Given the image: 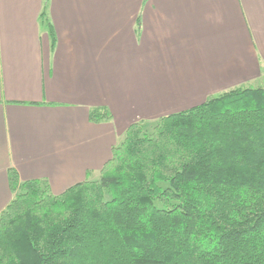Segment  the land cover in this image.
<instances>
[{
    "label": "crops",
    "instance_id": "1",
    "mask_svg": "<svg viewBox=\"0 0 264 264\" xmlns=\"http://www.w3.org/2000/svg\"><path fill=\"white\" fill-rule=\"evenodd\" d=\"M43 4L0 0V213L9 168L60 194L98 180L131 123L264 82V0H48L53 47Z\"/></svg>",
    "mask_w": 264,
    "mask_h": 264
},
{
    "label": "trees",
    "instance_id": "2",
    "mask_svg": "<svg viewBox=\"0 0 264 264\" xmlns=\"http://www.w3.org/2000/svg\"><path fill=\"white\" fill-rule=\"evenodd\" d=\"M47 1L39 20L53 47ZM7 176L0 264H264L262 87L131 123L100 178L60 194L14 168Z\"/></svg>",
    "mask_w": 264,
    "mask_h": 264
},
{
    "label": "rangeland",
    "instance_id": "3",
    "mask_svg": "<svg viewBox=\"0 0 264 264\" xmlns=\"http://www.w3.org/2000/svg\"><path fill=\"white\" fill-rule=\"evenodd\" d=\"M262 87V88H264V82H262V81H259V82H257V83H253V84H251L250 85V87ZM152 126V125H151ZM123 139V138H122ZM121 139V140H122Z\"/></svg>",
    "mask_w": 264,
    "mask_h": 264
}]
</instances>
